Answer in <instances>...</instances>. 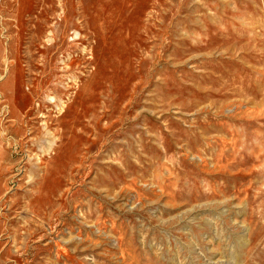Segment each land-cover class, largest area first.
Returning a JSON list of instances; mask_svg holds the SVG:
<instances>
[{
    "label": "rangeland",
    "instance_id": "rangeland-1",
    "mask_svg": "<svg viewBox=\"0 0 264 264\" xmlns=\"http://www.w3.org/2000/svg\"><path fill=\"white\" fill-rule=\"evenodd\" d=\"M0 264H264V0H0Z\"/></svg>",
    "mask_w": 264,
    "mask_h": 264
}]
</instances>
